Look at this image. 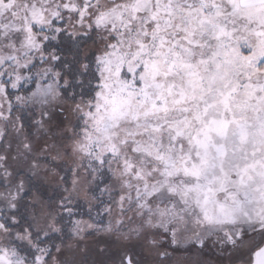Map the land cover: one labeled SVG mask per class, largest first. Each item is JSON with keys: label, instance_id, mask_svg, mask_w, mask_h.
Listing matches in <instances>:
<instances>
[{"label": "snow or ice", "instance_id": "obj_1", "mask_svg": "<svg viewBox=\"0 0 264 264\" xmlns=\"http://www.w3.org/2000/svg\"><path fill=\"white\" fill-rule=\"evenodd\" d=\"M0 264H264V0H0Z\"/></svg>", "mask_w": 264, "mask_h": 264}]
</instances>
